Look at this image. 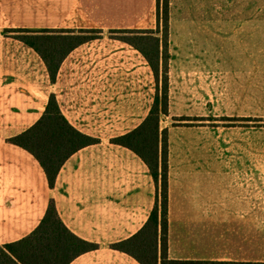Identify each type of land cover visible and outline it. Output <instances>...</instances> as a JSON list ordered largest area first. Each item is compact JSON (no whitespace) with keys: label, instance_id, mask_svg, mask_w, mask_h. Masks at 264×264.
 <instances>
[{"label":"crops","instance_id":"obj_1","mask_svg":"<svg viewBox=\"0 0 264 264\" xmlns=\"http://www.w3.org/2000/svg\"><path fill=\"white\" fill-rule=\"evenodd\" d=\"M173 4L169 0L171 8ZM161 6L162 0H0V245L33 232L53 200L73 233L98 244L69 264H143L112 246L137 234L157 201L161 207L160 182L158 189L150 167L132 148L133 138L128 135L146 120L156 100L158 82L149 59L162 60L165 43L170 60L195 57L189 37L172 32L163 36ZM172 22L170 28L175 26ZM5 28H98L102 32L74 47L52 81L41 54L3 33ZM111 30L132 31L123 35L135 36V40L112 36ZM106 69L114 70L112 75L120 73V105L111 103V94L97 83L108 79ZM52 97L67 121L94 140L66 159L53 186L34 154L10 141L41 118ZM176 130L168 129V259L264 263V246L257 244L258 196L250 194L249 187L235 185L237 196L212 203L209 171L200 172L193 163L195 155L206 151L176 147ZM124 136L130 144L112 142ZM179 143L185 145V141ZM189 214L197 234L180 229L174 220L179 215L184 223L182 219ZM212 221L228 225L235 221L233 228L244 238L212 246L206 237ZM158 264H163L161 244Z\"/></svg>","mask_w":264,"mask_h":264},{"label":"rangeland","instance_id":"obj_2","mask_svg":"<svg viewBox=\"0 0 264 264\" xmlns=\"http://www.w3.org/2000/svg\"><path fill=\"white\" fill-rule=\"evenodd\" d=\"M161 8L163 36L172 32L189 37L195 55L194 59L170 60L165 43L164 58L152 59L162 106L168 81V113H161V131L176 127V147H200L206 151L195 155L193 163L200 172L209 171L212 203L237 196L235 185L249 187L250 194L258 196L257 244L264 246V0H174L172 8L169 0H162ZM170 21L175 25L172 28ZM125 36L135 40V36ZM185 79L187 84L179 83ZM170 90L173 114L169 112ZM178 140L185 141V145ZM161 174L160 167L162 199ZM174 195L181 198L178 190ZM174 220L180 229L197 234L190 214L182 219L184 223H180L179 215ZM231 222H211L206 237L212 246L244 238L233 228L235 221ZM134 252L148 264L153 263L150 251Z\"/></svg>","mask_w":264,"mask_h":264},{"label":"trees","instance_id":"obj_3","mask_svg":"<svg viewBox=\"0 0 264 264\" xmlns=\"http://www.w3.org/2000/svg\"><path fill=\"white\" fill-rule=\"evenodd\" d=\"M101 32L102 30L98 28L77 30L7 28L3 33L11 34L33 46L45 60L54 81L62 61L69 52L78 44L100 36ZM110 32L112 36L128 40L123 34L132 31L111 30ZM149 62L159 83L156 65L152 59H149ZM167 100L168 81L164 89V105L160 104L158 84L156 100L149 115L128 135L133 138L132 148L150 167L158 189L160 167L162 169V213L160 215V204L157 201L145 226L134 236L114 243L112 246L132 254L143 264L148 262L134 251L136 249L150 251L152 264H158L160 244L163 264H243L227 261L168 259V130H160L161 113H168ZM128 136L114 140L128 145L130 144ZM10 141L34 154L43 166L51 186L54 185L57 174L66 159L79 148L94 142L92 138L78 131L67 121L53 97L50 98L41 118ZM160 152L162 160H160ZM97 247V243L79 237L64 224L52 200L42 221L33 232L17 241L0 245V264H69L80 254Z\"/></svg>","mask_w":264,"mask_h":264},{"label":"snow or ice","instance_id":"obj_4","mask_svg":"<svg viewBox=\"0 0 264 264\" xmlns=\"http://www.w3.org/2000/svg\"><path fill=\"white\" fill-rule=\"evenodd\" d=\"M114 70H105V75L108 76V79L105 80L101 78L97 83L103 89H106L107 92L111 94V103L120 105L121 101L119 98V88H120V73L115 72L114 75L110 74ZM105 105L108 102V96L105 95L104 97ZM99 103V101H97Z\"/></svg>","mask_w":264,"mask_h":264},{"label":"built area","instance_id":"obj_5","mask_svg":"<svg viewBox=\"0 0 264 264\" xmlns=\"http://www.w3.org/2000/svg\"><path fill=\"white\" fill-rule=\"evenodd\" d=\"M112 142H115V140H114V139H112ZM115 143H118V142H115ZM118 144H121V145H123L122 143H118Z\"/></svg>","mask_w":264,"mask_h":264}]
</instances>
